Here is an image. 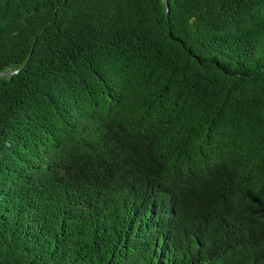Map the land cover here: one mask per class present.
I'll list each match as a JSON object with an SVG mask.
<instances>
[{
  "label": "trees",
  "instance_id": "16d2710c",
  "mask_svg": "<svg viewBox=\"0 0 264 264\" xmlns=\"http://www.w3.org/2000/svg\"><path fill=\"white\" fill-rule=\"evenodd\" d=\"M0 264H264V0H0Z\"/></svg>",
  "mask_w": 264,
  "mask_h": 264
}]
</instances>
